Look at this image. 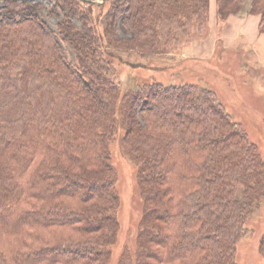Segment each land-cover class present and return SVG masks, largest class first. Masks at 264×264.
Listing matches in <instances>:
<instances>
[{
	"label": "trees",
	"instance_id": "16d2710c",
	"mask_svg": "<svg viewBox=\"0 0 264 264\" xmlns=\"http://www.w3.org/2000/svg\"><path fill=\"white\" fill-rule=\"evenodd\" d=\"M216 2L222 20L240 10ZM209 11L210 0H0V264H238L264 158L195 58L175 64ZM250 12L264 32V0ZM121 65L134 70L126 88ZM115 143L135 166L127 228Z\"/></svg>",
	"mask_w": 264,
	"mask_h": 264
},
{
	"label": "rangeland",
	"instance_id": "374dc122",
	"mask_svg": "<svg viewBox=\"0 0 264 264\" xmlns=\"http://www.w3.org/2000/svg\"><path fill=\"white\" fill-rule=\"evenodd\" d=\"M32 1H40L47 5L51 0ZM97 1L100 2L102 0ZM212 1L213 0H210V3ZM255 1L256 0H238L237 3L240 4V10H236L237 12L231 13L229 16L233 14L245 16L248 14L247 12L252 13L250 12V8ZM47 12L48 9L43 11L44 17L50 23L54 24L57 20L56 16L50 15ZM217 20L220 25L222 21H225L218 17ZM213 23L209 11L205 35L200 38H195V40L183 46L182 51L180 50L178 54L180 60L176 61L175 64L180 66L185 59H189L190 57L195 58L187 64L189 65L191 63L193 67L198 65L202 67V84L214 88L221 94L226 107L233 112L234 118L241 121L243 126L247 129L250 138L257 141L264 158V65L262 62L255 58L253 55L254 53L248 51V48L242 46L241 43L234 46H226L221 36L218 37L216 42L221 40L223 48H221L217 56L214 57V54H212L206 57L205 54H203L204 51L202 53L198 52L196 55H186V48L188 45H202L212 32H216L217 36L220 35V28H215ZM239 39L244 38L240 36ZM132 72H134L132 67L128 65L120 66L118 78L123 87L126 88L127 84H129L126 77L127 74ZM162 74H157V78L161 81H171L174 79L173 75L168 76L166 72H162ZM242 107H244V110ZM241 110H243L244 113L246 111H251L258 115L252 119L250 116L247 117V115H243L244 113ZM113 150L114 164L120 178L118 186L120 185L125 206L121 217L127 228L126 222L138 216V209H135L133 212L130 210L132 198L131 190L133 189L132 176L135 172V166L127 157L122 155L118 143L113 145ZM131 231H133V228L130 229V232ZM262 233H264V204L260 206L254 217L248 221V229L237 244L236 260L238 264H264V259L259 250V240ZM127 238L128 240H132L128 235Z\"/></svg>",
	"mask_w": 264,
	"mask_h": 264
},
{
	"label": "crops",
	"instance_id": "0c3cea01",
	"mask_svg": "<svg viewBox=\"0 0 264 264\" xmlns=\"http://www.w3.org/2000/svg\"><path fill=\"white\" fill-rule=\"evenodd\" d=\"M247 15L240 16L233 14L220 25L217 20V2L213 0L210 3L211 21L213 26L219 27L220 35L212 32L202 45L192 44L186 48V55H196L203 52L206 57L214 53L216 41L221 36L226 46H234L242 44L245 48L253 51L255 58L260 60L264 65V32H260L259 25L261 17L259 14L247 12ZM242 36L244 39H239Z\"/></svg>",
	"mask_w": 264,
	"mask_h": 264
}]
</instances>
